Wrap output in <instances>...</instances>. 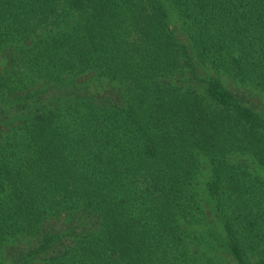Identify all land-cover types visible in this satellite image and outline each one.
Segmentation results:
<instances>
[{
	"label": "trees",
	"instance_id": "1",
	"mask_svg": "<svg viewBox=\"0 0 264 264\" xmlns=\"http://www.w3.org/2000/svg\"><path fill=\"white\" fill-rule=\"evenodd\" d=\"M248 88L264 0H0V264H264Z\"/></svg>",
	"mask_w": 264,
	"mask_h": 264
},
{
	"label": "rangeland",
	"instance_id": "2",
	"mask_svg": "<svg viewBox=\"0 0 264 264\" xmlns=\"http://www.w3.org/2000/svg\"><path fill=\"white\" fill-rule=\"evenodd\" d=\"M250 91L248 93V101H250L251 104L254 105V108L257 112H259L260 114L264 115V95L261 94L259 91L256 90H252L249 89ZM236 163L240 164L242 167H247L248 170L252 171L260 180L264 181V165H260L258 164L257 161H255L254 159H252L249 156H239L236 158ZM212 213L209 211V216L208 218H206V221L210 222V224L212 225V229L215 231V233L219 234V228L217 227V225L215 226V218L211 215ZM214 218V219H211ZM260 227V226H259ZM261 230L263 231V233L259 236L260 238H263L261 240V242H258V246L257 248H255V251L253 253L252 259L256 260L261 258H264V221L261 222ZM215 236V235H214ZM220 248L218 247V250ZM222 250H220V252H212V255L217 258L222 257L221 255ZM225 258L227 259V256H225ZM228 260V259H227ZM229 261V260H228ZM229 263V262H228ZM221 264V263H218ZM225 264V263H223ZM232 264V263H229Z\"/></svg>",
	"mask_w": 264,
	"mask_h": 264
}]
</instances>
